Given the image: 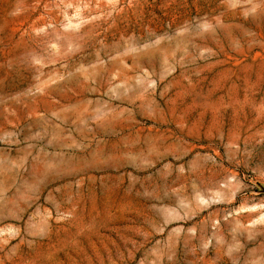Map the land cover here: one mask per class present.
Returning a JSON list of instances; mask_svg holds the SVG:
<instances>
[{"label": "rangeland", "instance_id": "1", "mask_svg": "<svg viewBox=\"0 0 264 264\" xmlns=\"http://www.w3.org/2000/svg\"><path fill=\"white\" fill-rule=\"evenodd\" d=\"M0 264H264V0H0Z\"/></svg>", "mask_w": 264, "mask_h": 264}]
</instances>
